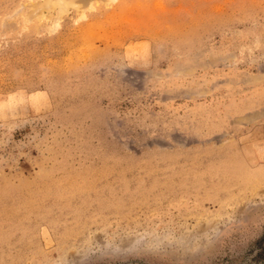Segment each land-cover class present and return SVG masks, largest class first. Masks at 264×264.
Wrapping results in <instances>:
<instances>
[{"label":"rangeland","instance_id":"rangeland-1","mask_svg":"<svg viewBox=\"0 0 264 264\" xmlns=\"http://www.w3.org/2000/svg\"><path fill=\"white\" fill-rule=\"evenodd\" d=\"M0 264H264V0H0Z\"/></svg>","mask_w":264,"mask_h":264},{"label":"bare ground","instance_id":"bare-ground-1","mask_svg":"<svg viewBox=\"0 0 264 264\" xmlns=\"http://www.w3.org/2000/svg\"><path fill=\"white\" fill-rule=\"evenodd\" d=\"M63 2H64V1H63ZM71 2H72V1H71ZM69 3H70V1H69ZM61 5H62V4H61ZM63 5H66V6H67V5H68V3H67V2H66V3L64 2V3H63Z\"/></svg>","mask_w":264,"mask_h":264}]
</instances>
